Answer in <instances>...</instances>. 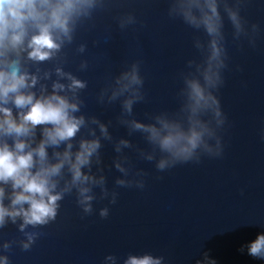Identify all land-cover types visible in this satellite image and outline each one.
Segmentation results:
<instances>
[{
	"label": "clouds",
	"instance_id": "clouds-1",
	"mask_svg": "<svg viewBox=\"0 0 264 264\" xmlns=\"http://www.w3.org/2000/svg\"><path fill=\"white\" fill-rule=\"evenodd\" d=\"M111 2L0 0V229L15 225L23 237L0 242V264H10L7 253L13 245L24 251L32 248L45 234L39 229L56 220L66 196L74 194L76 205L88 216L98 199L115 205L116 188L143 190L148 173L135 166L126 149L137 160L154 162L158 172L224 154L221 132L228 118L218 93L225 84L229 60L225 18L233 40L243 38L255 48L260 26L241 14L249 0H168L167 16L204 37L194 36L199 59H188L187 70L179 73L182 86L176 92L179 105L175 111L146 114L149 122L135 118L134 105L145 100L139 60L100 88L97 102L119 101L118 124L127 129L128 136L140 133L148 147L124 137L114 140L111 121L85 115L81 93L88 81L65 69L69 63L65 49L74 43L77 31L86 23L94 27L95 15L108 10ZM115 19L121 31L138 23L132 13ZM75 51L83 55L87 44L80 43ZM48 64L51 67L44 66ZM88 68L89 61L81 59L78 70ZM102 140L112 143L116 154L108 167L121 174L112 189L104 174ZM108 215L107 206L99 209L101 218ZM245 250L264 260V233L242 245L240 251ZM119 261L109 254L103 264ZM122 264H164V257L129 253ZM196 264L216 261L204 253Z\"/></svg>",
	"mask_w": 264,
	"mask_h": 264
},
{
	"label": "water",
	"instance_id": "water-1",
	"mask_svg": "<svg viewBox=\"0 0 264 264\" xmlns=\"http://www.w3.org/2000/svg\"><path fill=\"white\" fill-rule=\"evenodd\" d=\"M167 8L168 0H112L108 10L95 15V26L86 23L65 49L69 58L65 69L88 81L81 93L82 111L105 123L111 121L114 140L124 137L148 147L140 133L128 136L118 124L119 101L97 102L100 88L112 76L141 61L145 100L134 105L133 111L135 118L149 122L146 114L178 108L179 73L187 70L188 59H199L193 39L204 38L203 33L170 19ZM126 13L134 14L138 23L121 31L115 18ZM241 14L250 24H259L260 34L255 48L243 38L236 42L225 18L229 60L225 84L218 93L228 118L221 132L223 156L203 157L198 164L158 172L154 162L137 160L126 149L135 166L148 173L143 190L116 188L117 203L98 199L88 216L76 205L74 194L66 196L56 220L39 229L45 234L30 250L13 245L7 253L10 264H103L109 254L118 256L122 264L129 253L163 256L164 264H196L204 253L216 264H264L247 250L240 251L264 233V0H249ZM80 43L87 44L83 55L75 51ZM81 59L89 61L85 72L78 70ZM102 144L104 174L112 189L121 174L108 167L116 155L112 143L102 140ZM105 206L109 215L101 218L99 209ZM22 238L15 225L0 229V242Z\"/></svg>",
	"mask_w": 264,
	"mask_h": 264
}]
</instances>
